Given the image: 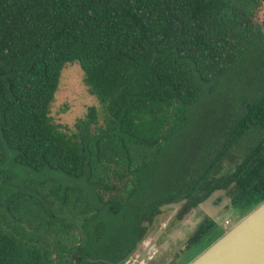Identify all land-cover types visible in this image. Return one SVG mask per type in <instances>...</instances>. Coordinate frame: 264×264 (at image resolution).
Here are the masks:
<instances>
[{"label": "trees", "instance_id": "1", "mask_svg": "<svg viewBox=\"0 0 264 264\" xmlns=\"http://www.w3.org/2000/svg\"><path fill=\"white\" fill-rule=\"evenodd\" d=\"M263 5L264 0H0V264H121L162 205L184 200L186 213L227 190L243 218L262 203L264 81L241 106L221 150L217 139L169 190L150 200L138 197L144 173L187 126V110L200 97L197 81L212 91L249 45L261 40L257 18ZM260 53L264 64V48ZM68 63L80 66L88 94L102 107V120L91 107L74 130L50 116ZM252 129L260 132L258 142L226 161L228 147ZM27 170L58 173L68 181L25 185ZM42 198L55 207L48 210ZM144 203L136 222L113 230L109 214ZM207 223L189 244L206 232Z\"/></svg>", "mask_w": 264, "mask_h": 264}, {"label": "rangeland", "instance_id": "2", "mask_svg": "<svg viewBox=\"0 0 264 264\" xmlns=\"http://www.w3.org/2000/svg\"><path fill=\"white\" fill-rule=\"evenodd\" d=\"M257 22L263 27L261 40H256L249 45L240 61L220 79L212 91L209 85L202 82L199 84L197 81L200 97L196 104L187 110L188 124L169 142V146L156 166L144 173L139 199L150 200L156 192L169 190V185L178 181V177L187 170L190 162L206 157L205 150H208L217 139L219 140L218 150H221L222 144L226 143L225 137L230 135L239 115L243 113L241 106L245 101H252V98L258 95L260 83L264 81V64L260 60V52L264 48V5L258 14ZM91 107L97 109L102 120V107L96 98L88 94L80 66L76 63L66 64L61 72L59 86L50 108L52 120L57 125L74 130L76 122L85 119ZM259 139L260 132L252 129L240 141L228 147L224 159L232 161L242 157ZM223 165L225 173L228 164L224 162ZM10 168L12 166L8 165L7 169L10 170ZM27 171L29 174L24 173L23 184L25 185L32 183L39 185L51 179L61 185L68 181L58 173ZM28 190L34 194L37 193L35 188ZM62 194L60 192L59 196L61 197ZM42 201L48 210L55 207L51 202L53 200L42 198ZM132 204H134L133 201ZM182 204L161 206V212L150 226L146 224L147 228L150 227L149 233L152 232V235L148 236V233L145 237V247H142V242L138 244L136 254L139 257L136 264L141 262L144 264H188L216 242L221 237V232L225 233L241 219L240 213L231 207L227 190L212 193L182 221H178L181 220L177 218V215ZM144 205L145 203L133 205L127 210L124 209L118 216L109 214L110 224L114 223L113 230L119 231V228H125L136 222L137 214L141 215L142 210L146 208ZM205 219L212 221L213 230L205 236H200V239L190 244L188 248L190 239ZM225 222L229 224L226 225ZM137 225L143 229L139 222ZM147 237H152L148 240L150 242L147 241ZM150 250L154 252L152 260L148 258Z\"/></svg>", "mask_w": 264, "mask_h": 264}, {"label": "water", "instance_id": "3", "mask_svg": "<svg viewBox=\"0 0 264 264\" xmlns=\"http://www.w3.org/2000/svg\"><path fill=\"white\" fill-rule=\"evenodd\" d=\"M188 264H264V201Z\"/></svg>", "mask_w": 264, "mask_h": 264}, {"label": "flooded vegetation", "instance_id": "4", "mask_svg": "<svg viewBox=\"0 0 264 264\" xmlns=\"http://www.w3.org/2000/svg\"><path fill=\"white\" fill-rule=\"evenodd\" d=\"M205 202V201H204ZM179 203H183L182 204V206L180 207V210H179V212H178V215H177V218L178 219H181V220H178V221H182L183 220V218L186 216V215H189V213H191L195 208H197L198 206H200L201 204H199L198 206H196L195 208H192V209H190L189 211H187L186 213H183V209H184V207H185V205H186V201H181V202H179ZM176 204H178V203H176ZM166 205V204H165ZM167 205H169V204H167ZM163 206V205H162ZM161 209H160V207L158 208V212L156 213V214H153L152 215V219L147 223L148 224V226H150V224H151V222L157 217V215H159V213L161 212L160 211ZM207 220H209V219H205V221H204V223L207 221ZM211 223H207L206 225H205V230H206V232H204L203 234H201V236H205L209 231H211V230H213V225H212V227L210 228V225L211 224H213L212 223V221L211 220H209ZM204 223H202V224H204ZM201 224V225H202ZM200 225V226H201ZM199 226V227H200ZM199 227H198V229H199ZM206 227H208V228H206ZM197 229V230H198ZM196 230V231H197ZM149 231H150V227H148V229H147V232H146V234H145V236L143 237V239L140 241V243L142 242V247H145V237L147 236V234L149 233ZM195 231V232H196ZM152 233V232H151ZM151 233H149L148 234V236H150V235H152ZM195 234V233H194ZM193 237V236H192ZM150 239H152V237H147V241L148 240H150ZM200 239V238H199ZM191 240V239H190ZM198 241V240H197ZM148 242H150V241H148ZM195 242V241H194ZM193 242V243H194ZM192 243V244H193ZM137 247H138V244H137ZM136 247V249L132 252V254L123 262V263H121V264H136L135 262L138 260V255L136 254L138 251H137V248ZM190 247V244L188 245V248ZM187 248V249H188ZM153 249V248H152ZM153 256H154V252L152 251L151 252V250L149 251V253H148V258L150 259V260H152L151 258H153ZM140 264H144L143 262H141Z\"/></svg>", "mask_w": 264, "mask_h": 264}, {"label": "built area", "instance_id": "5", "mask_svg": "<svg viewBox=\"0 0 264 264\" xmlns=\"http://www.w3.org/2000/svg\"><path fill=\"white\" fill-rule=\"evenodd\" d=\"M226 225H228L229 223L228 222H225Z\"/></svg>", "mask_w": 264, "mask_h": 264}]
</instances>
